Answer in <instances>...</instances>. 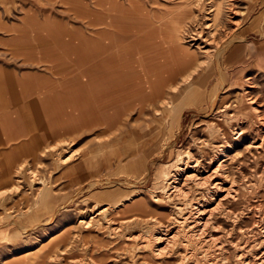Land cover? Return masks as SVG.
Here are the masks:
<instances>
[{"label": "rangeland", "instance_id": "1", "mask_svg": "<svg viewBox=\"0 0 264 264\" xmlns=\"http://www.w3.org/2000/svg\"><path fill=\"white\" fill-rule=\"evenodd\" d=\"M182 5L187 10L192 7L183 39L173 23L162 24L154 34L164 38L168 49L176 41L196 51L198 65L188 74L185 68L180 72L172 50H167L172 58H151L150 96L158 98L162 86L173 82L179 71L181 81L192 75L198 84L203 82L204 92H212L210 100L188 105L180 115L168 111L174 107L168 105L170 100L161 110L148 102L141 115L134 108L116 122V128L105 131L102 125L101 132L88 128L77 138L57 143L43 159L25 162L15 170L13 184L0 185V264H38L37 254L49 248L58 251L53 258L57 264H95L94 255L86 251L89 246L98 259L110 261L102 252L113 243L122 246L118 250L122 261L132 264H264V0H0V36L29 34L34 39L49 33L47 42L56 44L62 41L56 36L52 41L51 34H58L73 39L74 47L64 52L55 47L50 53L75 56L102 50L109 54L141 41L149 22L168 17L166 12L172 8L181 13ZM136 8L148 13L146 22ZM106 28L111 32L108 40L101 34ZM81 43L86 44L85 50L77 47ZM233 50L239 51L230 54ZM176 89L167 96L175 95ZM246 105L252 107L247 110ZM254 108L259 112H251ZM132 149L135 152L129 153ZM140 157L146 160L139 166ZM222 159L226 168L215 179L223 180L232 192L210 218L211 237H196L186 229L165 254L151 248L150 233L171 227L187 202L199 198L212 208L222 195L206 200V189L191 182L187 197L170 196L171 176L185 168V161L193 165L198 160L209 170ZM89 160L101 171L93 179L96 182H72L81 174L80 163L88 166ZM110 194L115 198L124 194L120 202L141 195L148 199L142 204L146 212L171 217L159 224L141 220L132 224L137 233H125L128 241L125 235L114 241L124 233L122 228L109 229L116 227L110 217L114 209ZM106 226L108 230L102 228ZM71 253L78 256L70 258ZM139 255L145 256L143 262Z\"/></svg>", "mask_w": 264, "mask_h": 264}, {"label": "crops", "instance_id": "2", "mask_svg": "<svg viewBox=\"0 0 264 264\" xmlns=\"http://www.w3.org/2000/svg\"><path fill=\"white\" fill-rule=\"evenodd\" d=\"M182 8L181 13H174L175 10L172 8L166 12L168 17H159L153 24L149 22L148 29L144 28L141 41L124 45L121 50H118L119 52L114 51L109 54L102 50H96L93 54L79 53L75 56L67 53L57 55L50 53L55 51V47L62 48L63 52L67 48L70 50L74 47L70 43L73 39L64 40L58 37V34H51L52 41L55 40V36L56 40L62 41L56 44L47 42L49 33H39L34 39L29 34L0 36V185L13 184L15 170L20 169L25 162L43 159V154L50 153L57 143L61 145L65 140L77 138L85 134L88 128L94 129L95 132H98L97 130L101 132L102 125H106L105 131L111 130L113 126L116 128L118 124L116 122L134 108H137L138 114L141 115L148 102L155 110L156 108L161 110V106L167 105L168 101H173L174 98V105L180 106V109L169 107L168 111L171 113L176 111L177 115H180L181 110L188 106V100L193 101L198 93L192 94L196 91L192 87L181 89L183 81L180 74L184 68L188 74L194 66L198 65L197 53L190 52L181 42V46L177 45L176 41L168 49L164 38L154 34V31L162 24L166 26L173 23L180 28L182 40L185 26L192 14V7L187 10L182 5ZM135 11L141 13L140 8H136ZM141 15L142 18L145 16L144 22H146L148 13H141ZM48 21L45 24L50 23ZM108 33L111 32H108L107 28L101 33L106 40L110 35ZM77 47L85 50L86 44L81 43ZM167 50H172L177 55L180 72L175 74L173 82L170 81L164 87L162 86L160 96L153 100L148 83L151 75V58H172L167 54ZM4 51L7 52L5 57ZM90 62L94 64L88 65L87 63ZM103 81L106 82L105 86ZM196 82L195 87L198 90V80ZM102 86H104L103 89ZM175 87L177 90L180 88L177 92L181 93L176 95L177 93L173 91L175 95L168 97L169 90ZM205 94L208 96L199 100L201 104L210 100L212 92L206 93L205 90ZM189 105L198 104L194 105L192 102ZM147 144L145 142L141 147ZM139 151L140 149L137 150ZM128 152L134 153L135 150ZM97 153L92 155L95 156ZM47 157L46 155L45 158ZM145 160L146 157H140L137 163L140 166ZM133 162L136 167V161L132 160ZM86 165L85 161L80 163L81 174H77L72 182L79 181L87 184L96 182L93 179L100 176L101 171H97V165L93 160L91 164L88 162V166ZM111 195L108 201L113 203L114 209L110 217L116 227L102 228L106 230L122 228L121 231L124 234L121 237L117 236L116 239L113 238L114 241L124 238L123 235H125L124 241H128L125 233H137L139 229L134 231L132 228L135 227H132V224L139 223L141 220L145 222L158 220L153 222L159 224L171 217L169 213L146 212L142 204L148 202V199L141 195L137 194L136 196L140 198L135 201L136 196L127 197L124 202L122 201L123 203L119 200L124 194L117 198ZM154 201L157 205L164 206L155 199ZM129 210L134 212L129 216L125 215ZM89 247L90 249L86 251L94 255L95 264H132L131 260V263L122 261L123 255L118 253V250H122V246L117 243H113L112 247L102 252L104 256L112 258L110 261L105 257L98 259L93 254V248ZM73 254L71 253L69 257L71 258ZM37 255L40 259L38 264L59 263L53 260L54 257L59 256L57 250L49 248ZM77 256L74 254V257ZM138 257L139 262L145 260L144 255Z\"/></svg>", "mask_w": 264, "mask_h": 264}, {"label": "bare ground", "instance_id": "3", "mask_svg": "<svg viewBox=\"0 0 264 264\" xmlns=\"http://www.w3.org/2000/svg\"><path fill=\"white\" fill-rule=\"evenodd\" d=\"M238 51L239 50H233L232 53L230 52V54H235ZM260 61L261 60H259V62ZM156 70L157 69H154L152 71H156ZM157 77L159 78L160 75H158ZM197 80L198 79L194 78V76H192V75L187 76L185 78V80H183V83L186 84V88L192 87L193 89L196 90L195 92H192V94H195L196 92H198L196 97L193 99V101L188 100V105L192 104V102L194 103V105L199 104L200 103L199 100L201 99L202 95L205 94L204 88H202V87H204L203 82L198 84V87H197L198 90L196 89L195 83H197L196 82ZM176 88L177 87H175V89ZM177 91L178 90L176 89L175 90V92L177 93L176 95H179L181 92L179 93ZM168 105L172 106V105H174V102L171 101ZM178 107L180 109V106L174 105V108H178ZM244 107H245V109L249 110L252 106L247 107V105H246ZM251 112L258 113L259 111L257 108H254V110H251ZM227 159H229L228 156L226 157V160ZM226 160L222 159L218 164H216V166L211 168L212 170L211 169L208 170L207 168H209V167L205 168V167H202V165L200 166L201 163L198 160H196L194 162L195 164H193V165L191 164L192 162L188 160V161H185L186 163H185L184 169L180 167L178 169V171L171 176L170 182H169V187H170L169 190H171V192L169 194L170 196L171 195L172 196L177 195V196L182 197V198L187 197L189 195V193L191 192V190L189 189V184L191 182H195L194 184H196L197 186L206 189L207 192L203 193L204 198H206V200H207V198L220 196L219 195L220 193L222 195H221V198L219 199V202L216 204V206H214L212 208L208 207V205H206L205 201H201L199 198L187 202L185 204V206L179 210V211H181L182 216L181 215H180L181 217L179 216L180 217L179 220L176 217H174V222H171V224H172L171 227L169 226V228H167V229L165 228L162 230L161 229L154 230L153 232L150 233V235L147 239V243L150 241V243L148 245L151 248L153 247L154 249L159 250L161 254L162 253L165 254V251L167 250L168 246L172 245V243L174 244L177 240V236H180L182 233H184L183 231H186V229L188 232L192 231L196 237H197V235H200L203 237L210 236L209 233L211 231L208 232V230L210 228V218L217 211V209L219 208V205H221V201L222 200L224 201V199L226 200V198H228L232 192L231 187H225V184L222 182L223 180L220 182V181L215 179V177L217 175H219L220 170L221 169L224 170L226 168V164H224V162ZM88 162H89V164H91L90 160ZM186 170H188V171H186ZM222 173L224 174V172H222ZM222 176L224 178V176L226 177L228 175L225 174ZM175 219H177V221H175ZM184 226H186V227H184ZM192 237L194 238V236H192ZM203 237H201L200 240L201 239L203 240ZM197 240H199V239H197ZM196 241H195V243H196ZM164 242H165V245L163 246L162 244H164ZM189 242H191V241H189ZM197 244H198V242H197ZM161 245H162V248L160 247ZM192 245H194V244H192Z\"/></svg>", "mask_w": 264, "mask_h": 264}]
</instances>
